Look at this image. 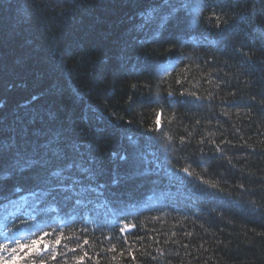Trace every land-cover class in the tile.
Returning a JSON list of instances; mask_svg holds the SVG:
<instances>
[{
  "label": "trees",
  "instance_id": "1",
  "mask_svg": "<svg viewBox=\"0 0 264 264\" xmlns=\"http://www.w3.org/2000/svg\"><path fill=\"white\" fill-rule=\"evenodd\" d=\"M184 2L0 0V126L51 114L95 176L73 195L5 158L0 244L17 252L0 255L47 232L64 236L49 264H264V0Z\"/></svg>",
  "mask_w": 264,
  "mask_h": 264
},
{
  "label": "snow or ice",
  "instance_id": "2",
  "mask_svg": "<svg viewBox=\"0 0 264 264\" xmlns=\"http://www.w3.org/2000/svg\"><path fill=\"white\" fill-rule=\"evenodd\" d=\"M181 8H185L190 12L194 11L197 16L200 13V5L196 0H187V2L181 3ZM178 11L174 7L166 15H171L172 12ZM27 17V13L24 14ZM166 18V17H165ZM217 21L220 20L219 16L214 17ZM198 23V21H197ZM171 95V94H170ZM195 95V93H192ZM36 99V98H34ZM54 120V117L49 114L47 117L40 114L33 115L26 123H23L18 128L5 130L3 126H0V163L7 164V170L11 169H36L37 175L51 184L52 190L57 189L65 192H71L75 195L78 188H83L82 180L88 179L92 181L95 176L91 172V161H88V165L85 166L81 160L78 162L77 156L74 155L72 147L63 140V138L49 126ZM156 127L152 129L156 131L161 125L160 113H157L155 120ZM132 140V137H128ZM171 140V137H168ZM183 142V138L181 140ZM135 143V141H133ZM218 150L222 151L218 148ZM113 157L117 154L113 153ZM120 160H124V156H119ZM146 174L150 169L147 167V161H144ZM52 169H56L52 171ZM183 172L191 175L189 168H183ZM135 173H133L134 175ZM55 178L49 181L48 176ZM128 174L119 173L116 168L112 171L113 180L112 183H119L121 179L127 177ZM210 188H218V184L204 180ZM243 187V186H241ZM88 191H95L91 184L87 186ZM65 199H70L66 196ZM49 233L45 232L44 236L39 239L33 240L30 244H18L17 247L20 250L28 249L25 252V257H33L29 259L28 264H49V260L56 261L58 256H63L65 253L57 251L56 246H60L64 239L63 234L54 240L45 243L44 237ZM89 242L84 239L83 244L87 245ZM43 244V247L40 245ZM67 248V245H64ZM81 245L77 243L76 247L68 248L69 252L76 253L77 248ZM112 250V249H109ZM0 251L16 253L17 248H9L7 243L0 244ZM48 255L45 258L44 253ZM16 255L3 256L0 255V264H10L12 260L24 259ZM88 257V252L84 251L82 255L74 256L77 264H83L85 258ZM135 259V256L132 257Z\"/></svg>",
  "mask_w": 264,
  "mask_h": 264
}]
</instances>
